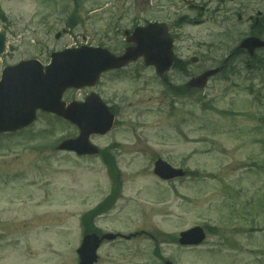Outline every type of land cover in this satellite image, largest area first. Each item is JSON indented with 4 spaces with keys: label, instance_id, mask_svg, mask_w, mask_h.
I'll list each match as a JSON object with an SVG mask.
<instances>
[{
    "label": "rangeland",
    "instance_id": "374dc122",
    "mask_svg": "<svg viewBox=\"0 0 264 264\" xmlns=\"http://www.w3.org/2000/svg\"><path fill=\"white\" fill-rule=\"evenodd\" d=\"M135 2L143 3V14L150 9L154 21L168 25L176 55L188 65L185 72L167 73L177 91L142 63L106 73L96 86L117 117L112 131L92 140L114 157L120 191L95 224L117 231L146 226L152 233L105 245L96 264H164L162 258L174 264H264V49L253 57L237 51L252 26L264 23V0H0L4 53L26 57L83 44L115 52L123 39L109 24H128L139 12ZM231 51L237 53L225 71L204 88L188 90L192 76L220 65ZM7 59L0 55V64ZM46 127L37 144L55 145L79 133L42 116L35 129ZM158 158L187 175L158 178ZM2 166L0 219L8 220L9 229L0 233V264H79L82 216L112 197L118 182L103 156L74 153L69 161L59 153L42 159L39 168L30 166L24 181L17 167L7 174ZM34 179V186L27 185ZM196 225L207 232L204 243L181 246L180 232Z\"/></svg>",
    "mask_w": 264,
    "mask_h": 264
},
{
    "label": "water",
    "instance_id": "95a60500",
    "mask_svg": "<svg viewBox=\"0 0 264 264\" xmlns=\"http://www.w3.org/2000/svg\"><path fill=\"white\" fill-rule=\"evenodd\" d=\"M59 36V35H58ZM133 40L136 46L128 48L122 56L111 54L108 49L83 45L75 48H66L53 55L52 63L46 72H41V78L28 83L26 92L20 100V108L16 112H8L3 98L4 80L0 82V131L16 129L30 124L35 119L36 109H42L61 115L75 124L81 130L77 139L68 140L62 147L72 149L80 154L96 153L98 149L89 141L92 133H106L111 129L114 116L110 114L105 104L98 96L96 99L88 97L86 102H74L66 106L61 101L62 93L66 88H79L94 84L103 71L120 68L130 60L144 56L147 64L157 67L159 73L169 69L173 63L172 38L164 24H150L148 27L137 29ZM264 47V40L250 36L241 43L250 54L255 49ZM5 49V34L0 32V53ZM36 61L21 62L17 67L27 76L37 75L40 67L30 70ZM219 69H210L195 77L191 85L203 87L207 79L216 74ZM18 107V106H17ZM155 173L164 179L182 176V169H175L166 161L156 162ZM205 238L203 228L196 226L181 233L180 242L183 244H199ZM99 241L96 235H87L78 249L80 264H93L97 260ZM166 264H173L167 261Z\"/></svg>",
    "mask_w": 264,
    "mask_h": 264
},
{
    "label": "flooded vegetation",
    "instance_id": "af4514ba",
    "mask_svg": "<svg viewBox=\"0 0 264 264\" xmlns=\"http://www.w3.org/2000/svg\"><path fill=\"white\" fill-rule=\"evenodd\" d=\"M139 11V7H136ZM131 10V8H130ZM150 9L145 10V14L143 11H139L136 17L129 18L128 24L121 25L120 20L115 22V25H110L112 27L109 28V31L116 35V37L121 36L123 42H118V49L115 51L116 53H124L127 47H129L132 42H130L129 37H131L132 33L134 32L135 28L138 26H145L154 21L153 18L149 15ZM129 16L131 15V11L128 13ZM36 53L34 55L21 57V56H13V53H4L8 58L2 64H0V81L4 80V88H3V98L5 100V106L8 112H16L17 108L19 110L20 100L25 95L26 92V81L31 82L33 79H36L37 76H27L21 70L22 67H16L22 61L25 60H36L39 63V66H35V68L40 67L41 71H44L46 66L51 62L52 53ZM176 53V51H175ZM140 63H143V59L139 60ZM134 63H130L128 67H130ZM36 68V69H37ZM154 69V67H151ZM40 71V72H41ZM116 72V71H112ZM6 74V75H5ZM97 86V85H96ZM96 86L94 87H84L78 91L83 92L80 97H70L69 93L72 91H76L73 89H68L63 94V101L66 104H70L74 100L83 101L85 98L93 92H97ZM18 104V107H17ZM113 110L114 107H112ZM49 117L52 119V124L54 123L59 124L62 123L66 126L71 125L72 123L68 122L67 120L57 116L56 114L43 112L42 110L38 109L36 111V118L35 120L29 124L28 126L18 127L16 129H10L7 131H0V163L3 162L2 168H7V174L12 173V169L17 167L19 170L16 171L18 178H21L24 181V176L26 175L27 169L31 166L32 168H39L42 159H51L54 155L57 154H64L66 159L69 161L72 159L74 152L69 151L66 149L60 148L61 143L66 140L73 138V134H67L63 139L57 141L55 145H41L37 144L38 137L42 136V133L45 134L48 132L47 127L42 130H36L35 127L39 123L41 117ZM51 135V134H49ZM97 135H92L91 138L93 139ZM101 154V149L98 155ZM46 162V161H45ZM10 179V178H9ZM36 180H32L27 185L34 186ZM25 182H23V188L25 189ZM32 197L34 196L33 193H30ZM25 227V226H24ZM23 227V228H24ZM4 229H9L8 220L6 218L0 219V233L4 232ZM94 233L96 234L100 240V246L98 248L99 258L100 259V252L102 247L105 245L112 243V245H120L125 244L128 242H132L134 239L138 238V234H146L149 235L152 233L147 231L146 226L140 227L135 229L134 231H117V230H109L105 229L98 225H91L87 227H82L81 235H80V244L83 242L85 235ZM57 245L61 244L62 238L57 232H55ZM194 248L193 246H189ZM168 258H162V261L165 263Z\"/></svg>",
    "mask_w": 264,
    "mask_h": 264
},
{
    "label": "trees",
    "instance_id": "16d2710c",
    "mask_svg": "<svg viewBox=\"0 0 264 264\" xmlns=\"http://www.w3.org/2000/svg\"><path fill=\"white\" fill-rule=\"evenodd\" d=\"M257 30H258V29H257ZM254 34L259 35V36H263V35H264V33H263V31H261V29H259V32L256 31V33H254ZM83 224H84V225H88V224H90V220H89V219H86V217H84V218H83Z\"/></svg>",
    "mask_w": 264,
    "mask_h": 264
}]
</instances>
